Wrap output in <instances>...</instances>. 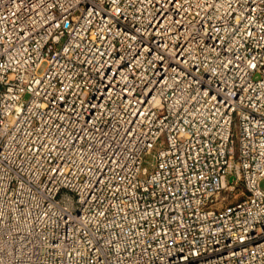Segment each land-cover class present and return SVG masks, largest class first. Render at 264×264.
<instances>
[{
  "label": "built area",
  "instance_id": "1",
  "mask_svg": "<svg viewBox=\"0 0 264 264\" xmlns=\"http://www.w3.org/2000/svg\"><path fill=\"white\" fill-rule=\"evenodd\" d=\"M262 178L264 0H0V264H264Z\"/></svg>",
  "mask_w": 264,
  "mask_h": 264
},
{
  "label": "rangeland",
  "instance_id": "2",
  "mask_svg": "<svg viewBox=\"0 0 264 264\" xmlns=\"http://www.w3.org/2000/svg\"><path fill=\"white\" fill-rule=\"evenodd\" d=\"M160 145H161V144L157 145V147H160ZM151 160H152V154H151V153H148V154H145V155H144L143 163H144L145 165L149 166V162H150ZM260 186H261L262 188H264V178H262V179L260 180ZM240 190H241V184H237L236 187H235V189H234V191H233V193H234L233 197H229V198L226 200V202L235 201L236 199H238L239 196L241 195Z\"/></svg>",
  "mask_w": 264,
  "mask_h": 264
}]
</instances>
